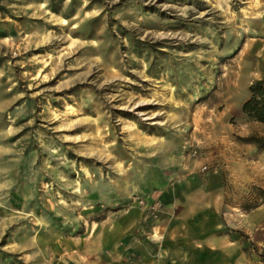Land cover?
<instances>
[{"label": "rangeland", "instance_id": "374dc122", "mask_svg": "<svg viewBox=\"0 0 264 264\" xmlns=\"http://www.w3.org/2000/svg\"><path fill=\"white\" fill-rule=\"evenodd\" d=\"M258 80L264 0H0V264H96L172 192L243 234Z\"/></svg>", "mask_w": 264, "mask_h": 264}, {"label": "crops", "instance_id": "0c3cea01", "mask_svg": "<svg viewBox=\"0 0 264 264\" xmlns=\"http://www.w3.org/2000/svg\"><path fill=\"white\" fill-rule=\"evenodd\" d=\"M167 196L151 226L157 237L151 230L139 239L127 233L124 246L101 252L96 264H264V234L253 235L248 227L264 222L263 209L244 215L239 234L216 207L173 192Z\"/></svg>", "mask_w": 264, "mask_h": 264}, {"label": "trees", "instance_id": "16d2710c", "mask_svg": "<svg viewBox=\"0 0 264 264\" xmlns=\"http://www.w3.org/2000/svg\"><path fill=\"white\" fill-rule=\"evenodd\" d=\"M241 113L249 120L264 124V80H258L249 87V98L242 104ZM257 147H264V140L256 136L247 139Z\"/></svg>", "mask_w": 264, "mask_h": 264}]
</instances>
